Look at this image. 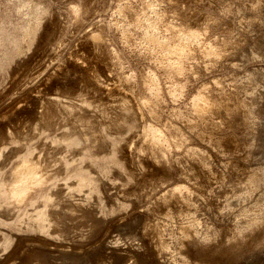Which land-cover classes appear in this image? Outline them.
I'll return each mask as SVG.
<instances>
[{
    "label": "rangeland",
    "instance_id": "obj_1",
    "mask_svg": "<svg viewBox=\"0 0 264 264\" xmlns=\"http://www.w3.org/2000/svg\"><path fill=\"white\" fill-rule=\"evenodd\" d=\"M76 45L87 69L107 70L101 84L127 83L145 113L134 166L119 131L137 130L129 107L109 130L86 99L87 132L73 121L69 131L68 117L3 151L0 262L25 242L21 264H125L128 253L190 264L193 247L245 248L264 223V0H0V114L1 101L64 80ZM41 141L56 144L46 156ZM252 244L223 264H264V236Z\"/></svg>",
    "mask_w": 264,
    "mask_h": 264
},
{
    "label": "bare ground",
    "instance_id": "obj_2",
    "mask_svg": "<svg viewBox=\"0 0 264 264\" xmlns=\"http://www.w3.org/2000/svg\"><path fill=\"white\" fill-rule=\"evenodd\" d=\"M86 47L87 45L75 46L73 50L75 53V60L72 64V70L71 72L65 71L66 77L64 80L60 82H58L56 79L48 80L35 95H31L29 98L24 97L21 99V102L18 104H12L10 107H7V104L4 102V100L3 102L1 101L2 111L0 114V158L3 156V151L5 153V151L17 149L27 138L38 134V132H40L42 129H46L47 127L57 122H61L68 117L70 118V123H68L69 131L73 129L71 124L73 121L78 123H87L88 126H86L83 130V132H87L90 126L93 127V122L85 119L82 113L84 105L81 100L86 99L83 102L87 105H93L97 108L98 115L104 119L106 128L109 130L113 129L112 122L114 120L119 121V116L117 113L118 110L124 106L129 107L131 111V118L134 121L137 130L128 131L127 128L119 127V131L120 134L125 136V142L123 146L124 150L128 153L126 157V164L134 166V162L130 157V149L134 143V140L136 139L137 133L143 126L145 113L142 111L135 94L131 91L127 83H121L120 80H111L112 82H108L107 84L103 85L99 81V75L103 74L105 76L107 70L100 69L97 66L98 63H95L92 69H87L86 66L83 65L84 58L89 53ZM14 79L15 81L19 80L17 77H14ZM22 80L25 81L26 86H29L33 82L34 77L27 76L26 78L20 79V81ZM18 90V88H12L11 92H8V99L12 98L14 94H17ZM20 119L21 121L27 120L28 126L26 128L19 124ZM83 132L80 130L82 135H84ZM96 141L102 143V138H97ZM39 145L42 147L40 155L46 156L49 154V149L53 148V146L56 144L51 142L44 143L41 141ZM156 162L157 161L155 158L151 156L150 164L156 168L160 167L156 165ZM16 174H14V176ZM23 174L16 178L15 182L20 183L26 180L27 174ZM69 192L72 193V190ZM263 236L264 223H260L256 225L251 233L244 237L245 239L241 238V240H239V244L245 246V248L239 252H230L229 250L226 251L218 244L215 245L214 248L212 247V250L193 247L188 250V253L190 252L191 254H195L196 260L192 261L190 264H203L201 261L202 254L206 255L207 259H209L208 264H223L227 261H231V263H237L239 261L237 257L243 250L246 251L253 246L254 248L256 247L252 244L253 239ZM20 246L21 251L19 253L15 254V256L13 255L14 257L10 258V260L0 263L21 264L20 262L22 258V252L26 249L33 248V244L25 242ZM59 254L60 256L62 255L60 258L64 259L68 258V255H71V253L65 249L59 250ZM125 257V264H141L138 257L132 253L126 254ZM17 259H19V262L16 261ZM104 259V257L101 258V260ZM54 263L55 262H53V264ZM102 264H108V262H103Z\"/></svg>",
    "mask_w": 264,
    "mask_h": 264
}]
</instances>
